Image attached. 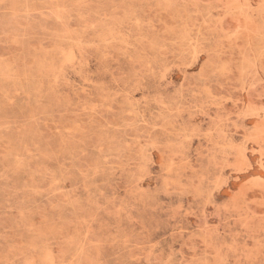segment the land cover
<instances>
[{"label":"rangeland","instance_id":"374dc122","mask_svg":"<svg viewBox=\"0 0 264 264\" xmlns=\"http://www.w3.org/2000/svg\"><path fill=\"white\" fill-rule=\"evenodd\" d=\"M0 264H264V0H0Z\"/></svg>","mask_w":264,"mask_h":264}]
</instances>
